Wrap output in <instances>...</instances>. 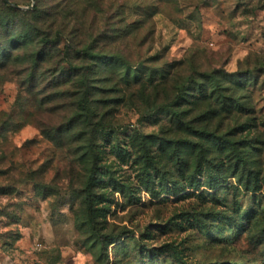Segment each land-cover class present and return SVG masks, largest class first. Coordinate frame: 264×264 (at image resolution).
Returning <instances> with one entry per match:
<instances>
[{
	"label": "rangeland",
	"instance_id": "obj_1",
	"mask_svg": "<svg viewBox=\"0 0 264 264\" xmlns=\"http://www.w3.org/2000/svg\"><path fill=\"white\" fill-rule=\"evenodd\" d=\"M11 2L0 264H264V0Z\"/></svg>",
	"mask_w": 264,
	"mask_h": 264
},
{
	"label": "trees",
	"instance_id": "obj_2",
	"mask_svg": "<svg viewBox=\"0 0 264 264\" xmlns=\"http://www.w3.org/2000/svg\"><path fill=\"white\" fill-rule=\"evenodd\" d=\"M10 3H7L3 0H0V40L3 39L5 36L7 37V41L5 46L0 50V56H2L0 58V68L4 66L3 61L4 57H8V51L5 48H8V46H12V45H17L21 43V40L28 35L27 33V29L26 30H22V31H17L15 33L14 32V28L16 27V19L17 17H19L20 15L22 16H26L28 14L33 13V11H35V7L31 10L28 11H22L21 9H17L15 6H19L16 3L11 2V0H8ZM31 30L34 32L36 31V27L31 25ZM56 43V39L52 38H47L44 41V44L47 47H51L52 44ZM71 49L68 50V52ZM75 56H77V58L79 59H91L94 60L95 62H101L102 64H108L110 65L111 63H113V61L117 60L121 66L125 67L127 69L125 78L127 79L128 76L130 75V71L135 68L134 66H131L130 64L126 63L122 58L118 57V56H100L97 55L93 52H91L90 48L87 46H84L83 48L77 50L75 49L74 51ZM43 53H39V57H42ZM65 59L69 58V54L65 53ZM6 57V58H7ZM67 60V59H66ZM79 71H81L80 67L77 66H70V68L68 69L69 75L72 73H74L73 75H70V78L73 79V77H75V73H80ZM89 69L85 70L81 73L80 77V81H79V87L81 89V93H80V97L77 99V110L78 113H76V118H85L87 119L89 114H90V110L88 107V103H87V96H88V89H87V84H86V74H88ZM30 79H33V73L29 74ZM91 155L94 156V153L92 150H90ZM97 177L94 176L93 174L90 175V177L88 178V182L86 184L85 187V198H84V206H85V214H86V221L88 223V225L90 226V229L92 231V233L97 236V238H99L100 240L103 239H107L110 240V243H112L114 237L113 236H109V235H105V234H101L99 233L98 229L96 228V223L94 220V216H93V210H92V202H91V197H90V193H91V187L92 185L95 183V179Z\"/></svg>",
	"mask_w": 264,
	"mask_h": 264
},
{
	"label": "water",
	"instance_id": "obj_3",
	"mask_svg": "<svg viewBox=\"0 0 264 264\" xmlns=\"http://www.w3.org/2000/svg\"><path fill=\"white\" fill-rule=\"evenodd\" d=\"M3 1H5V2H7V3H10L8 0H3ZM17 9H22V10H26L27 8H22V7H19V6H15ZM29 8H32V6L31 7H29Z\"/></svg>",
	"mask_w": 264,
	"mask_h": 264
}]
</instances>
